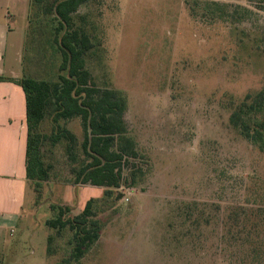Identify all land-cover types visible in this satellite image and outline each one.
Segmentation results:
<instances>
[{
    "label": "rangeland",
    "instance_id": "374dc122",
    "mask_svg": "<svg viewBox=\"0 0 264 264\" xmlns=\"http://www.w3.org/2000/svg\"><path fill=\"white\" fill-rule=\"evenodd\" d=\"M206 1L226 4V18L213 19ZM33 8L25 74L57 79L62 58L46 33L52 17H34ZM76 21L95 43L87 58L94 84L127 100L145 171L114 189L122 198L100 211L101 237L80 264H264V153L230 124L234 106L264 87L255 46L264 0H90ZM64 125L83 141L80 119ZM56 129L50 118L41 126L47 179L28 182L20 233L28 264H61L70 233L58 235L47 221L60 206L81 213L106 190L74 183L66 141L52 140Z\"/></svg>",
    "mask_w": 264,
    "mask_h": 264
},
{
    "label": "trees",
    "instance_id": "16d2710c",
    "mask_svg": "<svg viewBox=\"0 0 264 264\" xmlns=\"http://www.w3.org/2000/svg\"><path fill=\"white\" fill-rule=\"evenodd\" d=\"M89 1L33 0L30 24L34 5L39 10L34 17H52L46 33L52 49L60 54L62 62L57 79L25 77L19 81L27 106L28 180H46L48 177L41 155L45 138L41 126L50 118L57 126L52 134L53 142L67 143L66 154L72 164L74 183L106 188L103 197L91 198L81 213L72 216L69 207L60 206L56 208V216L47 221V226L58 235H63L65 231L70 233L68 254L61 264L81 263L101 237L103 224L99 218L100 211L112 201L122 198L121 193L115 196L114 189L121 188L125 181L134 185L145 175L142 167L137 165L144 155L130 135L124 117L126 98L117 90L96 86L87 65L95 43L86 28L78 25L76 14ZM204 5L213 19L226 18V4L206 1ZM255 46L264 54V34L255 39ZM74 119L82 122V142L64 125ZM230 124L264 153V87L248 92L234 106ZM247 220L250 222V219ZM241 225L247 226L244 223ZM251 235L247 234L244 238ZM52 242L53 237L50 236L48 253L51 255L53 250L49 245Z\"/></svg>",
    "mask_w": 264,
    "mask_h": 264
},
{
    "label": "crops",
    "instance_id": "0c3cea01",
    "mask_svg": "<svg viewBox=\"0 0 264 264\" xmlns=\"http://www.w3.org/2000/svg\"><path fill=\"white\" fill-rule=\"evenodd\" d=\"M32 5L33 0H0V256L10 257V264H28L21 258L20 234L29 182L27 106L19 81L27 77L23 63Z\"/></svg>",
    "mask_w": 264,
    "mask_h": 264
},
{
    "label": "built area",
    "instance_id": "2783aa9c",
    "mask_svg": "<svg viewBox=\"0 0 264 264\" xmlns=\"http://www.w3.org/2000/svg\"><path fill=\"white\" fill-rule=\"evenodd\" d=\"M1 230H2V225L0 224V232H1Z\"/></svg>",
    "mask_w": 264,
    "mask_h": 264
}]
</instances>
